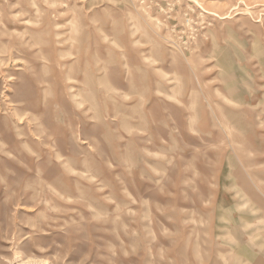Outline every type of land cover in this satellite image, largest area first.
<instances>
[{"label": "rangeland", "instance_id": "rangeland-1", "mask_svg": "<svg viewBox=\"0 0 264 264\" xmlns=\"http://www.w3.org/2000/svg\"><path fill=\"white\" fill-rule=\"evenodd\" d=\"M1 49L0 264H264V0H0Z\"/></svg>", "mask_w": 264, "mask_h": 264}, {"label": "bare ground", "instance_id": "bare-ground-1", "mask_svg": "<svg viewBox=\"0 0 264 264\" xmlns=\"http://www.w3.org/2000/svg\"><path fill=\"white\" fill-rule=\"evenodd\" d=\"M0 51H2V49H1ZM2 53H3V51H2ZM15 60H16V61H15L16 63H19V62H20V59H19V58H16ZM16 63H15V64H16ZM4 64H5V63H4V60H3L2 58H0V65H4ZM20 68H21V67H17L18 70H20ZM1 73H2V71H0V74H1ZM71 88L74 89V87H71ZM74 90H75V89H74ZM79 94H80V92H74V93H73V95H75V96H77V95H79ZM75 98H76V97H75ZM5 110H6V108L3 107V106L1 105V102H0V111H2L4 115H6V111H5ZM20 118H21V116H20ZM2 146H3V145H2ZM5 150H6V149H5Z\"/></svg>", "mask_w": 264, "mask_h": 264}]
</instances>
